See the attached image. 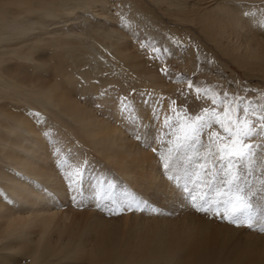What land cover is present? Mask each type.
Listing matches in <instances>:
<instances>
[{
	"label": "bare ground",
	"instance_id": "1",
	"mask_svg": "<svg viewBox=\"0 0 264 264\" xmlns=\"http://www.w3.org/2000/svg\"><path fill=\"white\" fill-rule=\"evenodd\" d=\"M157 11L193 24L264 78V0H0V264H264V233L181 210L168 176L199 183L188 181L196 178L191 147L162 135L156 153L147 149L162 125L150 110L162 112L180 78L167 83L147 70L139 39L129 37L188 41L182 57L191 72L199 56L197 37L184 39ZM241 31L247 41L232 42ZM122 99L150 127L127 119ZM85 161L88 199L73 203L65 174ZM96 191L142 195L162 212L110 214L97 207Z\"/></svg>",
	"mask_w": 264,
	"mask_h": 264
},
{
	"label": "snow or ice",
	"instance_id": "2",
	"mask_svg": "<svg viewBox=\"0 0 264 264\" xmlns=\"http://www.w3.org/2000/svg\"><path fill=\"white\" fill-rule=\"evenodd\" d=\"M188 88L189 92L196 93L197 99L208 100L211 107L202 108L194 117L185 112L184 115L192 121L187 128L176 116L183 109H173L170 106L169 112L172 115L164 114L163 117L156 108L150 110L153 120L160 121L162 118L161 131L157 132L154 139H159L161 135L176 137L177 132L182 131L183 135L177 139L183 146L194 150L195 159L188 157L194 169L193 175L199 176L202 173L208 177L207 190L202 195H196V185L189 188L187 182H180L178 175L168 176L179 193L177 198L182 205L181 210L189 208L209 218L264 233V103L253 102L241 95V92L251 91L246 86L238 88L236 92L222 88L210 90L190 79ZM261 101H264V96ZM175 103L171 101V104ZM120 111L127 119L135 121L138 129L150 127L141 122L143 118L136 113L131 101L122 99ZM202 137H206V140L202 141ZM136 139L147 143V133L141 135L138 131ZM198 145L202 147V151H196ZM152 151L156 153L157 149L153 148ZM161 163L165 173L174 168V161L170 156H162ZM87 164L85 161L74 173L65 174L73 203L83 204L88 199L84 193ZM57 166L63 168V162L58 161ZM188 179L191 180V177ZM114 187V184H108L109 189ZM213 190L216 192L215 197L208 195ZM258 193L259 199L254 200ZM92 198L97 200L98 208L110 214H123L124 211L162 212L161 208L153 207L152 202L142 195L127 194L118 199L96 191ZM103 201L108 203L102 204Z\"/></svg>",
	"mask_w": 264,
	"mask_h": 264
},
{
	"label": "rangeland",
	"instance_id": "3",
	"mask_svg": "<svg viewBox=\"0 0 264 264\" xmlns=\"http://www.w3.org/2000/svg\"><path fill=\"white\" fill-rule=\"evenodd\" d=\"M157 14L160 17V20L169 27L172 28L177 26L180 29H183L184 32H181V34H184V39H188V37H185V34H190L189 37L196 39V36V41H198L200 44L199 46V44L196 43L195 50L196 54H199V56L197 58V62L195 63V70L191 72L188 70L189 68L184 65L185 58L182 57L185 55V51H187L189 48L188 41L185 43H180L176 41L175 38L169 33H164L163 35L161 34V40L154 41V43L149 39H142L143 37L137 38L136 36L132 37L129 35L131 36L129 39H132L133 43L139 39L138 41L141 43H139V45H143L142 51L144 50L145 53L144 51H140V53H138L143 63H145L144 65L147 70L152 69V71H154V73L158 75L162 81H167V83H174L175 77L180 78L178 82H176L177 84L173 85L175 86V90L171 92L172 94H166L167 99L166 104H164V108L161 112L162 117L164 114L172 115V113L169 112L170 106L173 109H183V112H177L176 116L179 117L181 123L185 128H187L192 123V121L184 115L185 112L188 113L189 116L194 117L195 115L199 114L202 108L211 107V104L208 100L197 99L196 93L194 91L189 92L188 82L190 79L200 83L203 87H208L210 90L213 88H216L217 90L222 88L229 92H236L238 88L246 86L251 91L241 92V95L247 96L253 102L258 100L259 103H264V101H261V97L264 96V78L259 75L261 74L259 71H250L245 67L236 64L231 59V57L225 55L222 50L215 47L213 43L209 42L208 40H204V36L200 34L196 28H194L193 24H177L174 23L170 16L165 14L163 15L162 12H158ZM122 29H125L124 31H126V28L122 27ZM246 32L241 31L237 33L236 37L231 38V41H235V43L238 44H240V42L244 43V41H247L246 39L249 34V32ZM192 35L195 36L193 37ZM167 37H170V45H165L163 42L167 40H164V38ZM200 47L202 49L197 50V48ZM131 48L135 50V47L132 46ZM162 69H166V71H162ZM171 101H175L176 103L171 104ZM160 122H162V118ZM160 131L161 129L159 130L157 126L154 130L153 139L147 143V149L149 151H152L156 141L162 139V135L159 137V139H154L157 136V132ZM133 134L135 135V133ZM182 135V131L177 132L176 137L172 135H166L165 140H173L174 142L180 144L181 142L179 139H177V137H181ZM203 140H206V137H202V141ZM202 150L203 149L201 147L196 151ZM194 180L196 182L199 181L197 185L195 184L198 189V193L196 192L195 194H204L208 187L206 183L208 177H205L201 173L199 177L196 175V178L188 181L194 183ZM208 195L211 196L210 192H208ZM19 257L20 256L17 255L16 258L10 259L9 263H14L16 259H20Z\"/></svg>",
	"mask_w": 264,
	"mask_h": 264
}]
</instances>
